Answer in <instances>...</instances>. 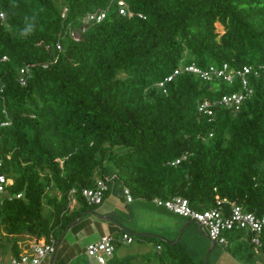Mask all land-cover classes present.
<instances>
[{
	"label": "trees",
	"instance_id": "obj_1",
	"mask_svg": "<svg viewBox=\"0 0 264 264\" xmlns=\"http://www.w3.org/2000/svg\"><path fill=\"white\" fill-rule=\"evenodd\" d=\"M126 1L131 18L116 0H63L62 7L58 0H0V154H11L2 171L14 180L13 199H0V224L13 239L57 244L97 206L83 190L106 179L129 189L133 201L183 197L200 212L231 203L263 208L264 0ZM100 12L102 22L88 21ZM191 64L252 66L254 94L237 110L201 114L200 102L241 87L192 73L158 86ZM241 238L232 234L223 247L256 258ZM178 244L162 264H199ZM7 250L22 252L19 242H0V252Z\"/></svg>",
	"mask_w": 264,
	"mask_h": 264
},
{
	"label": "built area",
	"instance_id": "obj_2",
	"mask_svg": "<svg viewBox=\"0 0 264 264\" xmlns=\"http://www.w3.org/2000/svg\"><path fill=\"white\" fill-rule=\"evenodd\" d=\"M119 13L125 17H133V13L129 10L126 0H116ZM106 17L105 12L91 13L88 15L89 22H102ZM1 18L4 15L1 14ZM86 31V28L83 32ZM57 48L60 50L61 46L58 44ZM7 57L4 56L2 61H6ZM259 69H264V66ZM255 69L252 66H244L242 69L229 71L228 65L222 68L210 66L207 69H202L195 64L182 66L177 69L174 75L168 77L161 82L158 86L164 88L165 84L171 82L173 76L181 73H192L200 77L206 82H212L217 79H223L229 84H233L236 80L239 81L240 91L231 94L223 95L219 99L210 100L206 99L198 104V111L207 116L215 114V108L218 106H226L228 108H235L236 110L254 94V90L250 85V75L254 73ZM29 76V69L23 68L21 70L20 82L22 85L26 84L27 77ZM11 154H0V169L6 161H10ZM185 159V156L183 157ZM181 159L171 163L172 166L180 164ZM107 179L98 181L93 189L83 190V197L90 205H100L105 199L107 191ZM14 180L7 176L6 173L0 171V197L11 200L13 195L11 187ZM75 191L71 192L74 195ZM126 196L127 202L132 203L133 197L129 189L123 191ZM21 198L22 195H16ZM159 207L172 212L175 215L196 222L206 232L209 238L221 246H228L229 237L232 234L240 233L242 238L240 240H248L253 247L256 255L264 254V205L260 213L247 211L243 206L231 203L229 208L218 207L204 212L196 211L191 206L189 201L183 197H175L171 200L155 199L153 201ZM132 243L133 238L128 234H123L119 240L113 235H106L98 242L89 244L87 247V254L91 259V264H107L115 251L117 243ZM55 242L47 243L45 240H36L33 244L26 246L18 257H15L10 251L9 258L0 257V264H44L45 260L55 252ZM158 251L161 250L159 246ZM264 264V263H263Z\"/></svg>",
	"mask_w": 264,
	"mask_h": 264
},
{
	"label": "crops",
	"instance_id": "obj_3",
	"mask_svg": "<svg viewBox=\"0 0 264 264\" xmlns=\"http://www.w3.org/2000/svg\"><path fill=\"white\" fill-rule=\"evenodd\" d=\"M112 183V182H109ZM108 184V183H107ZM114 187L110 191L107 186V195L102 204L97 205L99 208L97 210L86 211L76 220L77 222L73 223L66 231L63 239L57 247L55 246V253L49 256L44 264H91V259L87 254V247L89 244L98 242L103 236L106 235H120L128 234L131 237L135 236L127 232V228L124 225V220L134 219L135 213L139 214L145 210L144 204L138 202L136 208L131 209L129 206L134 204L125 203L123 199V192L120 183L116 180L113 181ZM141 201V200H139ZM76 202V201H75ZM154 203V202H153ZM155 204V203H154ZM75 205L74 207H76ZM73 207V208H74ZM162 208V207H160ZM136 211V212H135ZM156 215H159L160 212H155ZM168 213L172 214L168 211ZM164 212V216L161 220V223L164 222L163 219L172 220L170 214ZM163 215V213H162ZM175 215V214H172ZM179 217L178 215H175ZM75 220V221H76ZM188 221V220H186ZM188 222H191L190 220ZM187 222V223H188ZM185 224V227L187 226ZM131 230V229H130ZM151 231V230H150ZM143 232V231H140ZM153 236H156L155 233ZM152 236V235H149ZM132 237V238H133ZM132 243H123L119 242L116 246V251L114 255L108 259L107 264H116L123 259L129 257H135L133 264H149L151 258L147 255V251L138 245L134 248H123L124 246L132 245ZM215 249V248H214ZM157 250V246H156ZM163 251V247L161 252ZM54 255V257H53ZM261 255V254H260ZM241 257H235L226 250V253L223 254L217 261V264H258L259 255H256V258L245 259L244 255ZM243 258V259H242ZM261 263L264 262V257L261 256ZM157 259V258H156Z\"/></svg>",
	"mask_w": 264,
	"mask_h": 264
},
{
	"label": "rangeland",
	"instance_id": "obj_4",
	"mask_svg": "<svg viewBox=\"0 0 264 264\" xmlns=\"http://www.w3.org/2000/svg\"><path fill=\"white\" fill-rule=\"evenodd\" d=\"M58 6H64L63 0H58ZM218 30L222 32V28H218ZM117 150L121 151L122 149L118 148ZM109 166V172L113 173V165L109 164ZM2 170L3 169H0V171ZM111 182L112 183L108 182L107 184L108 189L110 188V191H112V188L114 187L113 181ZM0 199L3 198L0 197ZM123 199L126 203L127 199L124 194ZM138 202H142L144 204L145 210L142 211L140 214L135 211L136 213L134 219L124 220V225L127 228V232L135 236H132L134 239V243L132 245L124 246L123 248L132 249L138 245L142 246L145 249L144 251L149 252L147 253V255L151 258L149 264H162L161 259H166L165 255L167 254L170 246H173V244L175 243H179L177 247L183 250L184 252H188L190 255H192L196 262H198L199 264H217L218 259L226 253L227 249L225 247L221 245H216L215 249L210 254L209 260L207 262L206 256L208 251L211 249V241L207 238L206 232L200 228L199 224L193 221L188 222V219L172 215V212V214L168 213V210L163 207L160 208L152 201L136 200L135 203L131 204L129 207L131 209L136 208V206H138ZM75 205L76 202L72 201L71 208H73ZM98 208V206H93L90 211L97 210ZM155 212L160 213L159 215H156ZM164 212L170 214L172 220L166 219L165 221L163 219L164 222L161 223L159 220H161L163 218L162 216L165 215ZM186 223L188 227H185ZM183 230L184 232L182 234ZM152 233H155L156 236H153L154 234ZM138 234H144L145 236L138 237ZM122 235L123 233H121L120 235H115V237L120 240L122 238ZM231 239L233 240L234 245L239 243L238 238L235 239L234 237H232ZM36 240H38L36 236L29 235H22L18 236V238L16 239H13L4 233L2 225L0 224V242L3 246H11L15 242H19V246L23 251L26 246L33 244ZM240 241H244L246 244H250L247 239ZM157 244L162 245V252L161 250H156ZM251 248L253 249L252 246ZM6 254H10V250L0 252V257L9 258V255ZM261 256L264 257V254L259 255L258 264L264 263H261Z\"/></svg>",
	"mask_w": 264,
	"mask_h": 264
},
{
	"label": "water",
	"instance_id": "obj_5",
	"mask_svg": "<svg viewBox=\"0 0 264 264\" xmlns=\"http://www.w3.org/2000/svg\"><path fill=\"white\" fill-rule=\"evenodd\" d=\"M75 222H77V220H76ZM75 222H74V223H75ZM200 228H201V226H200ZM201 229H202V228H201ZM202 230H203V229H202ZM183 232H184V230L182 231V234H183ZM64 235H65V232H64V234L62 235V237L60 238V240L58 241V244H57V246H56V250H57V247H58V245L60 244L61 240L63 239ZM141 236H145V235H144V234H138V237H141ZM206 236H207V238L211 241V249L208 251L207 256H206V259H207V262H208L209 257H210V254L212 253V251H213L214 248L216 247V242L213 241V240H211L207 234H206ZM174 245H175V244H173V246H174ZM56 250H55V251H56ZM54 253H55V252H54ZM53 257H54V255H53Z\"/></svg>",
	"mask_w": 264,
	"mask_h": 264
}]
</instances>
